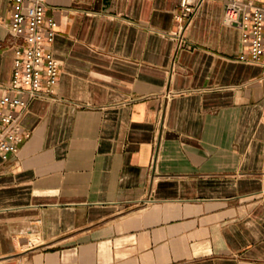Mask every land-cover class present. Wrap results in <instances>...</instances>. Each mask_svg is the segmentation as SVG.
<instances>
[{
	"label": "crops",
	"instance_id": "1",
	"mask_svg": "<svg viewBox=\"0 0 264 264\" xmlns=\"http://www.w3.org/2000/svg\"><path fill=\"white\" fill-rule=\"evenodd\" d=\"M180 1L47 0L60 73L0 156V264H264V65L223 0L180 38Z\"/></svg>",
	"mask_w": 264,
	"mask_h": 264
},
{
	"label": "built area",
	"instance_id": "2",
	"mask_svg": "<svg viewBox=\"0 0 264 264\" xmlns=\"http://www.w3.org/2000/svg\"><path fill=\"white\" fill-rule=\"evenodd\" d=\"M10 7L9 34L18 40L14 49L12 77L0 96V156L17 153L27 137L20 130V113L30 99L51 95L59 77V61L50 48L57 22L45 14L47 0H6ZM203 0H181L174 20L183 32ZM222 23L236 27L246 52L241 61L264 65V0H223ZM261 119L264 121V104Z\"/></svg>",
	"mask_w": 264,
	"mask_h": 264
}]
</instances>
